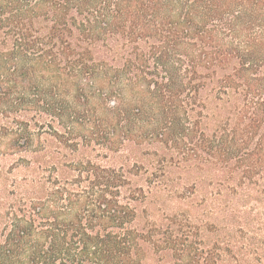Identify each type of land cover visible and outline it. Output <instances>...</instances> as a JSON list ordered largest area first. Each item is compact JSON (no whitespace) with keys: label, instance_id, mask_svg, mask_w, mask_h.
Returning a JSON list of instances; mask_svg holds the SVG:
<instances>
[{"label":"trees","instance_id":"obj_1","mask_svg":"<svg viewBox=\"0 0 264 264\" xmlns=\"http://www.w3.org/2000/svg\"><path fill=\"white\" fill-rule=\"evenodd\" d=\"M171 173L221 200L226 229L264 233V0H0V264L185 252L136 223Z\"/></svg>","mask_w":264,"mask_h":264},{"label":"rangeland","instance_id":"obj_2","mask_svg":"<svg viewBox=\"0 0 264 264\" xmlns=\"http://www.w3.org/2000/svg\"><path fill=\"white\" fill-rule=\"evenodd\" d=\"M122 161L123 159L120 157L112 156L105 161V164L119 165ZM182 176L183 180L178 183L175 180L177 176L169 174L167 184H163L168 185L163 188L165 189L164 194L160 190L162 187H157L158 190L153 188V192L149 194L145 203L138 206L136 223L140 227L147 226L149 221H155L164 228L172 225L175 230L171 234V239L176 240V244L185 243L186 250L182 252V250L174 249L169 251L167 257L163 258L158 251L150 250V245H147L150 254L147 264H166V262L189 264L191 259L187 262V260L179 261V258H181V253H194L195 247L212 250L219 254L221 257L219 264H228L229 261H232L231 255L234 252L255 255V252L264 251L263 231L236 233L226 229L223 212L218 211L221 200L213 197L209 192L207 193L206 188L200 186L204 184L199 183L194 187L193 181L186 180V175ZM133 179L134 185L147 187L144 178L134 177ZM4 190L5 184L0 181V196ZM177 191L195 192L188 199H181L177 195Z\"/></svg>","mask_w":264,"mask_h":264}]
</instances>
